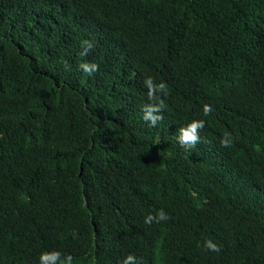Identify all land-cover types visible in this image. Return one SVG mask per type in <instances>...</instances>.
Masks as SVG:
<instances>
[{
	"label": "trees",
	"instance_id": "trees-1",
	"mask_svg": "<svg viewBox=\"0 0 264 264\" xmlns=\"http://www.w3.org/2000/svg\"><path fill=\"white\" fill-rule=\"evenodd\" d=\"M146 76L168 86L155 127ZM44 250L264 264V0H0V264Z\"/></svg>",
	"mask_w": 264,
	"mask_h": 264
},
{
	"label": "clouds",
	"instance_id": "clouds-1",
	"mask_svg": "<svg viewBox=\"0 0 264 264\" xmlns=\"http://www.w3.org/2000/svg\"><path fill=\"white\" fill-rule=\"evenodd\" d=\"M94 47V43L91 39L81 41V56L87 55V53ZM63 65L66 70H70V65L65 61ZM78 67L87 75L91 76L99 71V66L94 62L82 61L78 64ZM143 84L147 89L148 103L141 105L142 119L148 122L151 126L155 127L159 121L163 119L162 110L166 108L165 99L163 97L168 95V86L165 82H156L151 76H146L143 80ZM204 116H209L213 109L211 105L204 104L202 106ZM205 127L204 120L193 119L188 121L185 125H182L178 129L177 140L179 144L186 149L195 147L200 142V131ZM220 144L222 147H230L232 144L231 133H225L220 138ZM169 215L163 210L159 209L156 212L149 213L145 217L146 224L160 223L168 220ZM75 233L73 236L75 237ZM203 247L209 251L219 253L221 246L214 243L211 240L206 239ZM38 264H74V258L72 255H61L58 250H44L38 254ZM120 264H142L138 261V258L134 254H127L120 262Z\"/></svg>",
	"mask_w": 264,
	"mask_h": 264
}]
</instances>
